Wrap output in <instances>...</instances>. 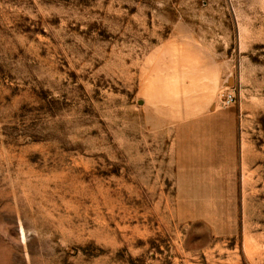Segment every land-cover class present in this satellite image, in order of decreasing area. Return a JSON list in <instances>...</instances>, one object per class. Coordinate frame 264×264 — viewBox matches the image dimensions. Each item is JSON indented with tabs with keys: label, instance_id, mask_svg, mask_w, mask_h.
I'll return each instance as SVG.
<instances>
[{
	"label": "rangeland",
	"instance_id": "374dc122",
	"mask_svg": "<svg viewBox=\"0 0 264 264\" xmlns=\"http://www.w3.org/2000/svg\"><path fill=\"white\" fill-rule=\"evenodd\" d=\"M0 264H264V0H0Z\"/></svg>",
	"mask_w": 264,
	"mask_h": 264
},
{
	"label": "built area",
	"instance_id": "2783aa9c",
	"mask_svg": "<svg viewBox=\"0 0 264 264\" xmlns=\"http://www.w3.org/2000/svg\"><path fill=\"white\" fill-rule=\"evenodd\" d=\"M233 99H234V97H233L232 94H229V95L227 96V98H226L227 102H231V101H233Z\"/></svg>",
	"mask_w": 264,
	"mask_h": 264
}]
</instances>
